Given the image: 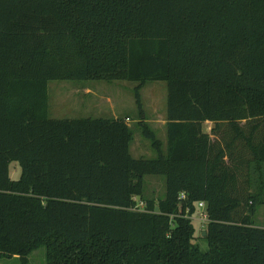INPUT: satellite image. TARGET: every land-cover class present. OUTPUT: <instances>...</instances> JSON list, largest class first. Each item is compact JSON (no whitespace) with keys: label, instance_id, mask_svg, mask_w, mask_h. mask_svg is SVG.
Segmentation results:
<instances>
[{"label":"trees","instance_id":"1","mask_svg":"<svg viewBox=\"0 0 264 264\" xmlns=\"http://www.w3.org/2000/svg\"><path fill=\"white\" fill-rule=\"evenodd\" d=\"M52 80L136 82L156 156L131 155L128 116L49 117ZM153 80L165 143L142 115ZM146 175L164 177L157 201ZM260 204L264 0H0V260L44 247L45 264H264Z\"/></svg>","mask_w":264,"mask_h":264},{"label":"rangeland","instance_id":"2","mask_svg":"<svg viewBox=\"0 0 264 264\" xmlns=\"http://www.w3.org/2000/svg\"><path fill=\"white\" fill-rule=\"evenodd\" d=\"M137 83L127 80H52L47 83V113L51 118L78 117H126V122L133 129V140L130 153L133 157L151 159L156 156L151 141L138 128V108L135 103L133 88ZM142 115L155 136L166 142L165 118L167 104V84L163 80L147 81L140 89ZM205 122V130L211 127ZM10 176L18 178L20 166L17 162L9 164ZM144 198L157 201L163 197L164 177L158 175L144 176ZM205 208V206H204ZM199 208L191 216L195 227L196 243L201 250L207 249V242L201 237L206 219L199 218ZM254 225L264 227V204L257 205L254 214ZM203 236V235H202ZM20 259L14 255L9 259H1L0 264H19ZM26 264H45V248L32 251Z\"/></svg>","mask_w":264,"mask_h":264},{"label":"built area","instance_id":"3","mask_svg":"<svg viewBox=\"0 0 264 264\" xmlns=\"http://www.w3.org/2000/svg\"><path fill=\"white\" fill-rule=\"evenodd\" d=\"M198 208H199V213H198V217L200 218H203V219H206V214H205V211H204V202L200 201L198 203Z\"/></svg>","mask_w":264,"mask_h":264},{"label":"water","instance_id":"4","mask_svg":"<svg viewBox=\"0 0 264 264\" xmlns=\"http://www.w3.org/2000/svg\"><path fill=\"white\" fill-rule=\"evenodd\" d=\"M202 234L205 235V230L202 231Z\"/></svg>","mask_w":264,"mask_h":264},{"label":"crops","instance_id":"5","mask_svg":"<svg viewBox=\"0 0 264 264\" xmlns=\"http://www.w3.org/2000/svg\"><path fill=\"white\" fill-rule=\"evenodd\" d=\"M210 128H211V127H210ZM210 128H209L208 132L210 131Z\"/></svg>","mask_w":264,"mask_h":264}]
</instances>
